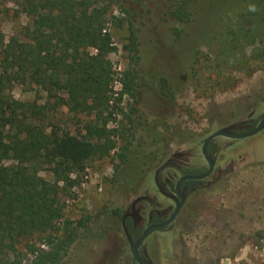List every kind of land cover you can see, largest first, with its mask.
I'll list each match as a JSON object with an SVG mask.
<instances>
[{"label":"rangeland","instance_id":"1","mask_svg":"<svg viewBox=\"0 0 264 264\" xmlns=\"http://www.w3.org/2000/svg\"><path fill=\"white\" fill-rule=\"evenodd\" d=\"M183 1L116 0L109 6L115 16L109 28L118 47L110 54L114 90L121 89V72L129 66L131 53L124 46L131 25L139 44L138 95L135 100L125 95L108 122L117 128L115 149L104 159L88 160L77 185L61 195V223L70 220L77 227L61 264H134L114 209L128 212L137 196L148 195L149 201L139 205L143 223L150 209L169 214L174 203L159 192L155 171L176 152L184 153L183 167L207 168L201 148L208 135L243 120L259 122L264 114V0H193L189 18L181 21L172 12ZM29 23L27 15L10 11L1 19L2 34L8 40ZM11 93L41 112L31 116L48 130L83 137L85 123L93 118L70 111L35 84L13 83ZM125 146L142 152V166L127 169L135 177L132 185L119 179L126 169L120 161ZM214 156V174L188 196L168 228L145 240L155 264H264V129L243 139L217 137ZM41 175L54 181L49 171ZM180 176L172 167L160 173L173 182ZM35 239L36 246L48 249ZM19 249L26 250L25 242Z\"/></svg>","mask_w":264,"mask_h":264},{"label":"trees","instance_id":"2","mask_svg":"<svg viewBox=\"0 0 264 264\" xmlns=\"http://www.w3.org/2000/svg\"><path fill=\"white\" fill-rule=\"evenodd\" d=\"M109 1L104 5L99 0H0V264H23L28 255L27 264L62 263L77 227L70 220L61 223L65 209L61 195L77 185L88 160L104 159L115 149L117 128H109L108 122L125 95L137 98L140 56L131 25L124 46L131 53L129 66L121 72V89L114 90L116 71L110 54L118 47L109 28L115 17L109 6L116 0ZM192 1L184 0L173 16L187 20V6ZM10 11L27 15L30 23L20 35L6 40L1 19ZM13 83L35 84L70 111L93 116L84 125L86 134L81 137L55 128L48 130L44 122H36L31 115L41 112L13 97ZM257 123L255 119L237 125L245 132ZM213 146L211 142V154ZM123 150L120 161L126 169L119 179L132 185L135 177L131 178L127 169L142 166V152L130 146ZM42 171H49L54 181L47 182ZM114 214L123 216L118 209ZM157 218L162 221L166 215ZM131 223L126 220L128 226ZM132 235L136 238L139 233ZM34 238L48 249L36 246ZM23 242L26 250L22 252L19 246Z\"/></svg>","mask_w":264,"mask_h":264},{"label":"flooded vegetation","instance_id":"3","mask_svg":"<svg viewBox=\"0 0 264 264\" xmlns=\"http://www.w3.org/2000/svg\"><path fill=\"white\" fill-rule=\"evenodd\" d=\"M263 116H264V114H263ZM262 116V117H263ZM262 117H261V119H262ZM260 119V120H261ZM250 120H254V119H250ZM259 120V121H260ZM243 121H248V120H243ZM241 122V121H240ZM259 123V122H258ZM258 123H257V125H258ZM235 125V127H234V131H236V132H240L239 130H240V127L237 125V123L236 124H234ZM256 125V126H257ZM230 126V125H229ZM207 138V137H206ZM205 138V139H206ZM204 139V140H205ZM216 139V138H215ZM215 139L212 141V142H214V145H215ZM233 139V138H232ZM204 142V141H203ZM211 144V143H210ZM210 144L208 145V151H209V153L211 154V152H210V150H209V147H210ZM202 146H203V143H202ZM201 150H202V148H201ZM176 153H182V155L181 156H179V157H177V156H175V154ZM176 153H174V155L169 159V160H167V165L165 166V168H170V167H172L173 169H175L178 173H180L181 174V176L179 177V179L182 177V176H184V175H190V174H183V172H182V169H189L188 167H183L180 163H179V160L180 159H182L183 157H184V153L183 152H176ZM203 154V153H202ZM204 156V155H203ZM211 156L214 158V160H215V167H214V170H213V172H212V174L210 175V176H208V177H206V178H203V179H197V180H190V179H188V180H184V181H182V183L180 184V187H179V191H180V193L181 194H184L185 195V201H184V203H183V205H182V207H181V209L183 208V206L185 205V203H186V201H187V198H188V196L191 194V193H194V192H196V191H198L199 189H201L202 188V186H203V184L205 183V181H207L213 174H214V172H215V169H216V158H215V156H214V146H213V154H211ZM205 158V157H204ZM166 163V162H165ZM164 163V164H165ZM208 164V163H207ZM161 167V166H160ZM159 167V168H160ZM158 168V169H159ZM164 168V169H165ZM228 168V167H227ZM157 169V170H158ZM164 169H162V170H164ZM207 169H208V166H207V168H205V169H199L200 170V172H198V173H194V174H201V173H204V172H206L207 171ZM156 170V171H157ZM162 170L161 171H159V173H158V175H157V177H155L156 175H155V173H156V171H155V173H154V181H155V184H156V186H157V188H158V190H159V192L163 195V196H165V197H167L168 199H170L173 203H174V209L172 210V212H170L169 214H167L166 213V211L165 210H161V209H150L149 210V212L147 213V218H146V220L144 221V223H143V220H144V217H143V215H142V212H141V207L142 206H139V205H142V203L143 202H145V201H149V199H150V196H148V195H139V196H137L134 200H133V202H132V204H131V208H130V211H128V212H125V213H123V216H122V218H121V222H122V228H123V232H124V225L127 227V230H128V232H129V234H130V236L132 237V239L134 240V241H137L140 237H141V235L143 234V232L149 227V226H151V225H153V224H158V223H162V222H164V221H166L169 217H170V215L173 213V211L175 210V208H176V205H177V203H178V201H177V198H180L179 197V194H178V192H177V189H176V186H177V183H178V181H179V179L176 181V182H173L172 180H169V179H164V180H162L161 179V177H160V173L162 172ZM227 170V169H226ZM188 181L190 182V183H188ZM208 183H209V181H208ZM207 186H209L208 184H207ZM206 186V187H207ZM136 201V203H135V206L134 207H132V205H133V203ZM181 209H180V211H181ZM180 211L178 212V214H177V216L179 215V213H180ZM157 215L158 216H164V215H166V218L164 219V220H162V221H157ZM177 216L175 217V219L177 218ZM127 219H130L131 220V225L130 226H128L127 224H126V220ZM175 219H174V221H175ZM173 221V222H174ZM172 222V223H173ZM171 223V224H172ZM171 224H169L168 226H166V227H162V228H159V229H157V228H155V229H151L150 231H149V233H148V235L146 236V238H145V240L150 236V235H152L154 232H157V231H160V230H162V229H166V228H168ZM132 232V233H131ZM134 233H139V235L135 238L132 234H134ZM124 235H125V232H124ZM125 237H126V235H125ZM126 239H127V241H128V243H129V240H128V238L126 237ZM145 240L143 241V243H142V245L140 246V248H139V255L143 258V259H145V260H151V261H153L152 259H151V257H150V255L148 254V252H146V249L144 248V243H145ZM129 245H130V247H131V251H132V246H131V244L129 243ZM133 255V254H132ZM134 258V257H133ZM134 261H135V259H134ZM136 262V261H135ZM154 262V261H153ZM137 263V262H136ZM155 263V262H154ZM138 264V263H137Z\"/></svg>","mask_w":264,"mask_h":264},{"label":"water","instance_id":"4","mask_svg":"<svg viewBox=\"0 0 264 264\" xmlns=\"http://www.w3.org/2000/svg\"><path fill=\"white\" fill-rule=\"evenodd\" d=\"M234 127L235 125L232 124L230 126H226V127H222V128H219L217 130H215L213 133H211L210 135L207 136V138L204 140L203 142V146H202V153L208 163V169L206 172L204 173H201V174H190V175H184L182 176L178 183H177V186H176V189H177V192L179 194V197L180 198H177V205H176V208L175 210L173 211V213L170 215V217L162 222V223H158V224H153L151 226H149L144 232L143 234L141 235V237L137 240V241H134L132 239V237L130 236L128 230H127V227L124 225V232H125V235L126 237L128 238L129 240V243L131 244L132 246V254H133V257L135 259V261L138 263V264H155L153 261L151 260H145L143 259L140 255H139V248L140 246L142 245L143 241L145 240L146 236L148 235L149 231L151 229H159V228H162V227H166L168 226L169 224H171L175 217L177 216L178 212L180 211L184 201H185V195L184 194H181L180 191H179V187H180V184L182 183V181L184 180H197V179H203V178H206L208 176H210L214 170V167H215V160L214 158L211 156V154L209 153L208 151V145L217 137L219 136H224V137H228V138H233V139H243V138H248V137H252L254 135H256L257 133H259L261 130L264 129V116L262 117V119L259 121L258 125L252 129V130H249V131H245V132H236L234 131ZM182 153H176L175 156L179 157L181 156ZM168 162H166L165 164H163L155 173V177H157L159 171H161L162 169L165 168V166L167 165ZM231 170V166H228L227 168V171H230ZM135 203L136 201L133 203L132 207L135 206Z\"/></svg>","mask_w":264,"mask_h":264},{"label":"clouds","instance_id":"5","mask_svg":"<svg viewBox=\"0 0 264 264\" xmlns=\"http://www.w3.org/2000/svg\"><path fill=\"white\" fill-rule=\"evenodd\" d=\"M250 10L253 11V12L256 11V7H255V5H251V6H250Z\"/></svg>","mask_w":264,"mask_h":264}]
</instances>
